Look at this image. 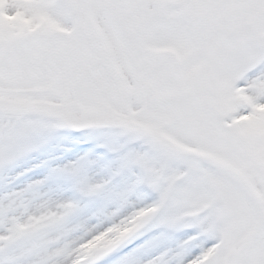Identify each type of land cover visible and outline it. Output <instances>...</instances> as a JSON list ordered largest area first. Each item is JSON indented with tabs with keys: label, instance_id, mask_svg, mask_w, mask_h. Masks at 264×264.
Here are the masks:
<instances>
[{
	"label": "snow or ice",
	"instance_id": "1",
	"mask_svg": "<svg viewBox=\"0 0 264 264\" xmlns=\"http://www.w3.org/2000/svg\"><path fill=\"white\" fill-rule=\"evenodd\" d=\"M0 264H264V0H0Z\"/></svg>",
	"mask_w": 264,
	"mask_h": 264
}]
</instances>
